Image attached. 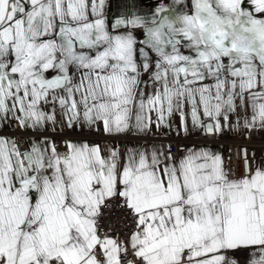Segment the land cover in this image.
<instances>
[{
    "label": "snow or ice",
    "instance_id": "snow-or-ice-1",
    "mask_svg": "<svg viewBox=\"0 0 264 264\" xmlns=\"http://www.w3.org/2000/svg\"><path fill=\"white\" fill-rule=\"evenodd\" d=\"M104 3L0 0V118L39 133L59 112L68 127L139 133L185 120L189 105L193 124L203 115L217 133L237 109H251L245 128H264V0H190L188 11L160 6L115 25ZM65 143L22 151L0 137V264H122L129 247L127 264H225L240 247L264 264V170L232 179L204 150L177 161L170 147L104 155ZM117 195L135 220L127 242L99 232Z\"/></svg>",
    "mask_w": 264,
    "mask_h": 264
},
{
    "label": "crops",
    "instance_id": "crops-1",
    "mask_svg": "<svg viewBox=\"0 0 264 264\" xmlns=\"http://www.w3.org/2000/svg\"><path fill=\"white\" fill-rule=\"evenodd\" d=\"M155 0H105L103 9L105 7V14L104 16H109L110 18L116 17L115 19H119L122 16H130L133 12L136 15L139 14V6H144L148 9L152 7L155 3ZM162 1V0H161ZM158 0L157 2H161ZM181 3V2H180ZM173 5L178 4V2L173 1ZM184 4V3H182ZM143 16V13L140 15ZM150 17V15L148 16ZM121 31H123V26H121ZM143 39V38H142ZM146 51L149 52L150 58L154 61L155 54L152 53L150 50ZM142 79L147 80L148 74L145 73ZM151 89H146V93L150 92ZM190 106L186 105L184 111L186 113V119L181 120L180 115L178 113L174 114L172 117L168 118L167 126L161 125L157 127L155 123L151 125L149 129H146L144 132L137 133L135 130H130L128 132L119 133V134H109L104 131V125L102 122H97L92 126H88L84 123L73 124L72 127H68L65 122H63L60 118L59 112H57V127L60 128L62 134L70 135L68 141L77 144H88V145H99L102 149V153L104 155L108 154L106 147L97 142L91 143L85 138L79 137V135H99V136H124V139H118L113 143L112 149H117L120 153H126V151L130 148H140V149H151L154 145L157 148L163 147L165 150L168 149V139L177 138V139H184L188 142V148L193 150H204L210 153L219 154L221 156L222 147L220 141L229 140L228 132L225 127L223 120L220 118V130L217 135L218 142L214 143H207L203 140V126L194 125L192 122V117L190 115ZM153 120H155V114L153 113ZM201 120L204 121L208 118L201 115ZM14 122H9L8 124H12V129H14ZM259 128V127H255ZM255 128H245L246 129H255ZM11 129V130H12ZM29 132H37L31 128L24 129ZM243 130V131H244ZM8 131V130H7ZM52 126L48 125L45 129H43L39 133H52ZM243 132L234 136V139L239 137ZM2 136V135H0ZM8 137V136H3ZM45 137L35 138L31 137L28 139V143L32 140L36 139H43ZM51 140L49 137H47ZM186 150V151H187ZM183 152L180 154L176 160L178 161L183 155L186 153ZM121 162H123V156L121 157ZM255 169H262L264 170V149L258 148V161L256 163ZM226 171V167H225ZM226 257L225 264H252L254 259H259L261 253L257 248L253 247H240L237 249L227 250L223 253Z\"/></svg>",
    "mask_w": 264,
    "mask_h": 264
},
{
    "label": "built area",
    "instance_id": "built-area-1",
    "mask_svg": "<svg viewBox=\"0 0 264 264\" xmlns=\"http://www.w3.org/2000/svg\"><path fill=\"white\" fill-rule=\"evenodd\" d=\"M0 135L8 136L13 139L21 150H25L28 144V139L31 137H49L58 147L63 150L66 147L70 135L62 133H37L29 132L24 128L19 127L18 121L14 122V129L9 131H1ZM218 133L215 131L214 123L206 119L203 123V140L207 143L218 142ZM91 143L103 144L108 153L112 150L113 143L118 139H124V136H99V135H79ZM127 139V138H126ZM168 148L170 147L172 155L177 158L188 148V142L184 139L171 138L168 139ZM222 147L221 157L223 158L226 172L230 178L238 179L250 175L255 169L258 161V148L264 149V129H246L243 133L232 140L220 141ZM100 234L108 236L119 241L127 242L129 234L135 227V220L130 209L123 206V198L115 196L107 201V206L102 207L101 215L98 217ZM134 260L129 247V253L122 261V264H127L128 261Z\"/></svg>",
    "mask_w": 264,
    "mask_h": 264
},
{
    "label": "rangeland",
    "instance_id": "rangeland-1",
    "mask_svg": "<svg viewBox=\"0 0 264 264\" xmlns=\"http://www.w3.org/2000/svg\"><path fill=\"white\" fill-rule=\"evenodd\" d=\"M157 1L158 0L154 1L155 3L152 5V7L150 9L140 5L139 6V14L141 15L143 13L144 17H148L149 15L151 17L153 15V13L156 12L157 8H159L160 6H166L169 8H175V9L183 10V11H188L189 7H190V0H162V1L160 0L161 2H159V3ZM173 1L178 2L177 6L172 4ZM182 3H184V4H182ZM247 6L250 8L251 7L250 3H248ZM103 13L105 14V7L103 9ZM104 18H105L106 23L111 21V23L113 25H115V21L117 20V19H115L116 18L115 16L112 18H110L109 16H106V17L104 16ZM132 31L134 32L137 39H140V40H142V38L144 39V35H143L144 30L143 29L136 28V29H132ZM251 114L252 113H251L250 108H248L247 110L237 109L235 112L228 113V119L226 121L223 119V116L220 117L223 120L225 127L227 129L229 140L234 139V136L243 132V130L245 129L244 122L246 119L251 118ZM15 120L16 119L13 117L12 114H8L6 118H0V132L11 130L13 128L12 124L10 125L8 123L9 122L13 123V121H15ZM255 127L261 128L259 126V124H257ZM255 127H253V128H255ZM262 129H264V128H262ZM50 132L61 133L60 128L57 127V125H55L54 130L52 127V131H50ZM0 137H3V136H0ZM4 138L13 140L11 137H4Z\"/></svg>",
    "mask_w": 264,
    "mask_h": 264
}]
</instances>
